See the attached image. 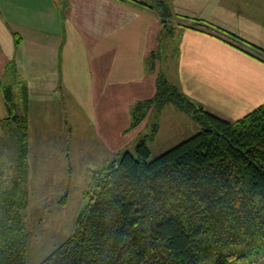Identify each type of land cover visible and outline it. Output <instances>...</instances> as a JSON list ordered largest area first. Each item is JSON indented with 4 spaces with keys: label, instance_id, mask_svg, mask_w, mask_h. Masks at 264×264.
<instances>
[{
    "label": "crops",
    "instance_id": "obj_1",
    "mask_svg": "<svg viewBox=\"0 0 264 264\" xmlns=\"http://www.w3.org/2000/svg\"><path fill=\"white\" fill-rule=\"evenodd\" d=\"M162 2L175 32L164 42L151 2L0 0V128L11 115L27 118L28 183L45 179L36 135L64 128L66 101L68 118L116 146V159L136 139L165 149L188 139L162 137L163 119L184 135L196 129L172 105L128 129L132 106L153 97L159 76L230 123L264 106V0Z\"/></svg>",
    "mask_w": 264,
    "mask_h": 264
},
{
    "label": "trees",
    "instance_id": "obj_2",
    "mask_svg": "<svg viewBox=\"0 0 264 264\" xmlns=\"http://www.w3.org/2000/svg\"><path fill=\"white\" fill-rule=\"evenodd\" d=\"M166 105L198 133L152 161L140 138L104 166L74 233L40 264H238L264 253V106L230 123L159 76L153 97L132 106L128 129ZM4 121L18 146L12 153L10 138L0 141V264H27V118Z\"/></svg>",
    "mask_w": 264,
    "mask_h": 264
},
{
    "label": "rangeland",
    "instance_id": "obj_3",
    "mask_svg": "<svg viewBox=\"0 0 264 264\" xmlns=\"http://www.w3.org/2000/svg\"><path fill=\"white\" fill-rule=\"evenodd\" d=\"M143 1L151 2L153 5L158 0ZM162 1L167 3V0ZM155 10H159L158 7L155 6ZM165 20L166 23L163 26L165 32L162 34L163 42L169 36L175 34L172 29V17L169 16ZM160 53L163 54L162 56L166 55L163 52ZM153 57L152 60L155 57L157 58L156 55ZM68 106L69 102L66 101L64 128L57 130V128L51 126L47 128L46 133L40 134L39 131L36 135V139L39 141V150H36V152H42L37 160L38 162H46L43 166L45 179L43 181L30 180L27 183L28 204L22 213L25 228L29 232L27 264H40L72 236L75 231L76 218L87 205L86 193L94 179L98 177L104 166L119 158L116 159L118 154L114 153L116 146L111 148L102 138L103 143L100 142L97 135L93 133V129H87L80 122L81 119L74 118V116L68 118ZM152 121L150 120V122ZM166 121L163 119L165 134L162 137L178 133L175 135L179 138L178 140H184L185 138H191L199 131L198 125L193 122L194 124L191 127H196V129L190 128V130L188 129L190 133L184 135L180 132L183 131L180 129V125H173L169 123L170 121H167V124ZM70 128H73L76 133L72 129L70 131ZM9 138L12 142L10 152L14 153L18 146L16 137L14 133L1 127L0 141ZM174 139L175 137L172 140ZM137 140L131 144L132 147L130 146L129 150H132ZM145 141L150 150L149 161L181 143L178 141L179 143L176 145L165 149L160 147L159 144L150 143L148 138ZM205 264H212V262H206Z\"/></svg>",
    "mask_w": 264,
    "mask_h": 264
},
{
    "label": "built area",
    "instance_id": "obj_4",
    "mask_svg": "<svg viewBox=\"0 0 264 264\" xmlns=\"http://www.w3.org/2000/svg\"><path fill=\"white\" fill-rule=\"evenodd\" d=\"M260 263L264 264V253H261L254 258V264H260ZM238 264H241V263H238Z\"/></svg>",
    "mask_w": 264,
    "mask_h": 264
},
{
    "label": "water",
    "instance_id": "obj_5",
    "mask_svg": "<svg viewBox=\"0 0 264 264\" xmlns=\"http://www.w3.org/2000/svg\"><path fill=\"white\" fill-rule=\"evenodd\" d=\"M162 23L165 24L166 23V20L165 19H162Z\"/></svg>",
    "mask_w": 264,
    "mask_h": 264
}]
</instances>
